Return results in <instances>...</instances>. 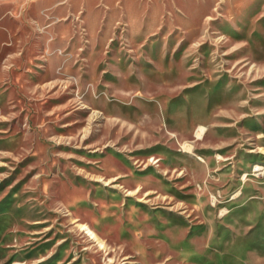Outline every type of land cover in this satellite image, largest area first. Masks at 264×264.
I'll return each instance as SVG.
<instances>
[{"label": "rangeland", "instance_id": "374dc122", "mask_svg": "<svg viewBox=\"0 0 264 264\" xmlns=\"http://www.w3.org/2000/svg\"><path fill=\"white\" fill-rule=\"evenodd\" d=\"M0 264H264V0H0Z\"/></svg>", "mask_w": 264, "mask_h": 264}, {"label": "bare ground", "instance_id": "6f19581e", "mask_svg": "<svg viewBox=\"0 0 264 264\" xmlns=\"http://www.w3.org/2000/svg\"><path fill=\"white\" fill-rule=\"evenodd\" d=\"M203 131V127L202 126H198L195 133L197 136H199L201 134V132Z\"/></svg>", "mask_w": 264, "mask_h": 264}]
</instances>
